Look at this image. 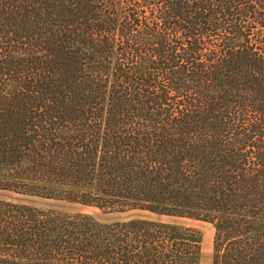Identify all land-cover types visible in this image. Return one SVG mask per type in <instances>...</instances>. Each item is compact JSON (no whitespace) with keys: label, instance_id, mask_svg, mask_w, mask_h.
Returning a JSON list of instances; mask_svg holds the SVG:
<instances>
[{"label":"trees","instance_id":"16d2710c","mask_svg":"<svg viewBox=\"0 0 264 264\" xmlns=\"http://www.w3.org/2000/svg\"><path fill=\"white\" fill-rule=\"evenodd\" d=\"M0 192L214 225L264 264V0H0ZM190 227L0 198V264H199Z\"/></svg>","mask_w":264,"mask_h":264},{"label":"rangeland","instance_id":"374dc122","mask_svg":"<svg viewBox=\"0 0 264 264\" xmlns=\"http://www.w3.org/2000/svg\"><path fill=\"white\" fill-rule=\"evenodd\" d=\"M0 198L3 199L6 198L18 202L32 203L47 208L80 209L87 213L93 214L96 217H98V219L106 222L124 221L131 219H148L153 221H163L166 223L187 226L195 229L200 235L201 252L199 258V264H212L215 227L214 225L208 222H203L189 218L168 217L164 215L153 214L151 212L142 211V210H133V211H128L125 213H117V214H102L100 211L90 207L71 205L64 202L51 201L40 198L18 196L7 192H0Z\"/></svg>","mask_w":264,"mask_h":264}]
</instances>
